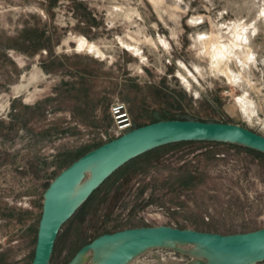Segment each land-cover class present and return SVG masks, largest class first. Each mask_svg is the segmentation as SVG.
<instances>
[{"label": "rangeland", "instance_id": "obj_1", "mask_svg": "<svg viewBox=\"0 0 264 264\" xmlns=\"http://www.w3.org/2000/svg\"><path fill=\"white\" fill-rule=\"evenodd\" d=\"M180 8L174 11V0H0V264H30L43 192L81 151L119 136L109 115L114 102L124 105L132 128L162 112L167 116L160 118L233 124L264 137V17L258 16L264 0H184ZM175 16L178 22L170 19ZM193 16L204 20L187 25ZM233 22L251 25L237 55L255 57L225 70L242 74L239 90L227 83L228 75L211 80L212 89L197 88L198 98L179 89L172 74L177 60L187 64L194 57L189 36L222 33L228 40ZM219 24L226 27H214ZM169 28L179 46L169 41L167 54L138 43L168 38ZM81 37L85 45L78 52ZM90 45L102 57L89 52ZM130 47L141 51L145 64ZM241 90L257 105L251 122L235 102ZM148 163H128L81 203L60 227L46 264H67L102 232L169 226L236 235L264 229L263 161L240 149L193 142L167 148ZM184 172L196 178L191 187L177 186ZM191 248H151L127 264H186ZM90 258L87 252L81 264H91Z\"/></svg>", "mask_w": 264, "mask_h": 264}, {"label": "water", "instance_id": "obj_2", "mask_svg": "<svg viewBox=\"0 0 264 264\" xmlns=\"http://www.w3.org/2000/svg\"><path fill=\"white\" fill-rule=\"evenodd\" d=\"M179 142H216L235 144L264 155V137L237 125L193 120H160L132 128L78 157L62 169L47 185L42 195L30 264H46L57 233L76 208L118 167L148 150ZM97 169L86 188L71 198L73 188L89 178V169ZM88 173V177L83 179ZM173 244V246H164ZM115 245L99 264H127L136 255L151 248L189 245L193 258L198 250L209 264H242L236 260L251 257L249 264H264V229L220 235L169 226L128 228L105 233L82 246L67 264H78L82 253ZM193 260V259H192ZM187 262L186 264L190 263Z\"/></svg>", "mask_w": 264, "mask_h": 264}, {"label": "clouds", "instance_id": "obj_3", "mask_svg": "<svg viewBox=\"0 0 264 264\" xmlns=\"http://www.w3.org/2000/svg\"><path fill=\"white\" fill-rule=\"evenodd\" d=\"M182 3H184V0H174L175 12L182 11L180 8ZM183 11L186 13L188 8L185 7ZM258 16L264 17V8L259 11ZM170 19L178 22L180 17L175 16L170 17ZM203 20V16H193L192 18H189L186 23L189 26H196L200 25ZM242 23L243 22H241V24ZM241 24L235 22L231 24L228 28V36L230 37L228 40L223 38L222 33L189 36L191 41L190 49L194 52V57L192 60H189L187 64L183 60H177L172 74L175 77V80L178 81L179 89L198 98L200 91L205 90V88L212 89L214 87L211 80H215L218 76L224 77L225 75H228L230 79H228L227 83L231 86H236L239 90V86L243 83L242 74L238 72H226L225 70L228 68V64L232 61H235L238 64L246 61L247 64H251L255 59L252 54L243 58L237 55V50L241 49L242 45L248 43L246 33L248 32V28L251 27V25L242 27ZM177 26H179V24H177ZM152 27L155 28L156 25H152ZM165 27L168 28V25L165 24ZM214 27L224 29L226 25L219 24L214 25ZM168 30L170 33L168 38H165L163 35H157L155 37V42L151 37H147L140 40L138 43L150 45L152 49H162L163 54H167L171 49L169 41L176 42L177 46H179V38L175 30L171 28ZM180 34H183V29H181ZM252 34L255 35L256 33L253 32ZM136 35L140 36V32H137ZM79 43L80 47L76 49L78 52L83 50L85 39L81 37ZM121 47H127V45L121 44ZM128 50L135 57L140 58V64L146 63L145 58L141 55V51L137 50L136 47H130ZM88 51L95 53L96 56L102 57V53L95 46L90 45ZM247 64L245 66H247ZM129 67L132 66L130 65ZM136 71L140 72V68L137 67ZM157 71H160V69H157ZM197 88L200 89V91H197ZM235 102L237 105H242L238 110L242 114V117L247 116L249 118L248 122H251V119L253 118H257V105L255 100L250 97L248 91L241 90L240 95L236 98ZM256 123H261V120L256 119Z\"/></svg>", "mask_w": 264, "mask_h": 264}, {"label": "trees", "instance_id": "obj_4", "mask_svg": "<svg viewBox=\"0 0 264 264\" xmlns=\"http://www.w3.org/2000/svg\"><path fill=\"white\" fill-rule=\"evenodd\" d=\"M160 116L165 117L167 115H165V113H162V112H160V113H152V121L150 123L156 122V121H160V120H191V119H188V118L178 117V116H173V117H170V118H166L165 119L163 117L160 118ZM139 126H143V125H135V126H133V128H136V127H139ZM188 143H193V142L173 143V144L164 145V146L157 147V148L148 150L146 152H143L140 155L132 158L131 160L127 161L126 163H124L123 165H121L120 167H118L104 181H106L113 173L117 172L120 168L124 167L125 165H127L128 163H130L132 161H137L138 159H142V161L145 162V165L144 166L146 167L149 164L148 163L149 160H151V161L157 160L160 157L161 153H163L165 150H167V148L171 149V147L177 146L178 144H188ZM201 143H212L214 145H221V146H226V147H229V148L240 149L244 154L250 155L253 159L264 162V155L263 154L258 153V152L253 151V150H250V149H247V148L242 147V146H239V145L227 144V143H216V142H201ZM95 147H97V146H95ZM95 147H93V148H95ZM93 148H90L89 150H91ZM89 150H83V151H81L80 154L76 157V159L78 157H80L81 155H83L84 153H86L87 151H89ZM76 159H74V160H76ZM135 170H137L138 172H143L144 168L138 167ZM118 180H121V178L120 177L117 178L116 182ZM195 181H196V178L192 174H190L188 172H184L183 175H181V176L178 177L177 186L180 187V188H188V187H191L195 183ZM102 183L91 193V195L88 197V199H90V197L96 192V190L102 185ZM105 233H109V232L99 233L95 237H97L99 235H102V234H105Z\"/></svg>", "mask_w": 264, "mask_h": 264}, {"label": "bare ground", "instance_id": "obj_5", "mask_svg": "<svg viewBox=\"0 0 264 264\" xmlns=\"http://www.w3.org/2000/svg\"><path fill=\"white\" fill-rule=\"evenodd\" d=\"M91 174L90 178L85 181L83 184H77L71 193V198H75L78 196L79 193H81L86 186L88 185V183L90 182L91 178L95 176L97 169L95 167L91 168L88 170ZM164 246H173V244H165ZM115 247V245H107L104 246L102 248H98L96 250L93 251V257L91 259V264H99L105 256L108 255V253ZM90 253V252H89ZM192 253V252H191ZM193 253L195 254V257L193 258V260H191L190 263L188 264H209L210 260H201L199 255H203L201 253V251L195 250V252L193 251ZM86 257L85 253H82L78 256V258L76 259V263L81 264L84 259ZM237 263H242V264H249L251 263V257H245V258H241L239 260H236Z\"/></svg>", "mask_w": 264, "mask_h": 264}, {"label": "built area", "instance_id": "obj_6", "mask_svg": "<svg viewBox=\"0 0 264 264\" xmlns=\"http://www.w3.org/2000/svg\"><path fill=\"white\" fill-rule=\"evenodd\" d=\"M109 115L119 136L132 129L126 109L122 103H112L109 107Z\"/></svg>", "mask_w": 264, "mask_h": 264}]
</instances>
